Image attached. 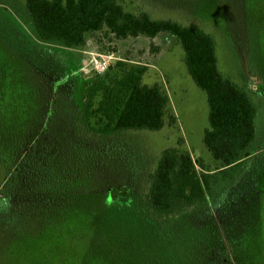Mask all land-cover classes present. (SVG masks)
I'll list each match as a JSON object with an SVG mask.
<instances>
[{
  "label": "rangeland",
  "instance_id": "rangeland-1",
  "mask_svg": "<svg viewBox=\"0 0 264 264\" xmlns=\"http://www.w3.org/2000/svg\"><path fill=\"white\" fill-rule=\"evenodd\" d=\"M119 1L130 12L172 19L215 37L222 72L246 86L258 106L252 151L263 153L255 156L253 164L248 162L245 171L237 172L235 179L224 182L222 201L193 207L168 218V226L161 227V221L144 209L141 199L149 188V174L165 148L177 146L182 139L207 169L220 170L203 141L210 126L207 94L188 73L179 41L167 33L153 39H117L101 30L89 37L87 45L67 47L40 38L24 0H0V215L13 203L18 190L16 176L8 191L1 188L12 179L13 168L30 157L27 152L30 154L31 146L19 139L26 136L25 141L40 142L43 130L37 133L35 128L49 103L51 134L71 141L85 157L108 161L107 171L96 176L130 192L125 207L114 204L112 208L97 198L83 208L87 222L99 226L102 240L97 241L96 250L105 248L102 255L107 264H264V191L257 193L252 186L259 173V183L264 186V0ZM107 55L115 60L100 71L98 61ZM121 60L148 67L143 81L164 86L170 95L169 113L176 122L159 131L129 130L104 138L76 134L83 83L97 75L122 74ZM37 115L40 117L35 119ZM45 127L46 122L39 128ZM18 128L26 130L18 132ZM40 146L35 145V150ZM13 150L15 160L10 156ZM116 162H120L117 170ZM198 169L204 168L198 164ZM13 188L11 198L6 196ZM224 239L230 244V252ZM25 244L26 239L20 243L22 249ZM57 249L72 257L66 243Z\"/></svg>",
  "mask_w": 264,
  "mask_h": 264
},
{
  "label": "trees",
  "instance_id": "trees-1",
  "mask_svg": "<svg viewBox=\"0 0 264 264\" xmlns=\"http://www.w3.org/2000/svg\"><path fill=\"white\" fill-rule=\"evenodd\" d=\"M24 1L40 38L67 47L85 46L89 37L101 30L117 39H153L167 33L179 41L188 73L207 94L210 126L205 129L203 141L219 162L220 170L207 169L182 139L177 146L165 148L149 174V188L141 199L144 209L161 221V227L168 226V218L193 207L211 200L222 201L224 182L235 179L237 172L245 171L248 162L253 164L255 156L263 153L252 151L258 106L246 86L222 72L216 39L211 33L172 19H154L144 11L130 12L119 0ZM118 63L122 74L97 75L83 83L74 132L87 138H104L129 130L159 131L167 124L173 125L176 118L169 113L167 90L160 83L143 81L148 67L127 65L122 60ZM48 104L35 128L37 133L43 130L42 144L35 139L25 141L26 136L19 139L31 146L30 154L27 152L30 157L13 168L12 179L1 188L8 191L16 176L18 190L13 203L9 211L0 215V264H107L102 255L105 248L96 250L97 241L102 240L99 226L87 222L83 208L97 198L112 208L114 204L125 207L130 192L125 186L104 183L96 176H103L110 165L108 161L85 157L71 141L51 134ZM44 122L47 127L39 128ZM22 130L26 129L18 128V132ZM35 145L41 146L35 150ZM11 153L14 159L15 150ZM118 163H114L116 170ZM198 164L204 169L199 170ZM260 178L261 173L252 183L257 193L264 191ZM13 190L6 196L11 198ZM101 212L104 214V210ZM25 239L22 249L20 243ZM62 242L72 257L67 258L57 249ZM223 242L230 252L228 240Z\"/></svg>",
  "mask_w": 264,
  "mask_h": 264
},
{
  "label": "built area",
  "instance_id": "built-area-1",
  "mask_svg": "<svg viewBox=\"0 0 264 264\" xmlns=\"http://www.w3.org/2000/svg\"><path fill=\"white\" fill-rule=\"evenodd\" d=\"M106 57H107V58L104 57V58L101 60V62L98 61L100 71L106 70V69L108 68L109 64H110L112 61L115 60V58H114L113 55H107Z\"/></svg>",
  "mask_w": 264,
  "mask_h": 264
}]
</instances>
